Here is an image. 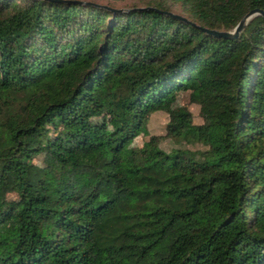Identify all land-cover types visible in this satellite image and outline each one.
I'll use <instances>...</instances> for the list:
<instances>
[{"label": "trees", "instance_id": "16d2710c", "mask_svg": "<svg viewBox=\"0 0 264 264\" xmlns=\"http://www.w3.org/2000/svg\"><path fill=\"white\" fill-rule=\"evenodd\" d=\"M78 1L0 0V264H264V0Z\"/></svg>", "mask_w": 264, "mask_h": 264}, {"label": "rangeland", "instance_id": "374dc122", "mask_svg": "<svg viewBox=\"0 0 264 264\" xmlns=\"http://www.w3.org/2000/svg\"><path fill=\"white\" fill-rule=\"evenodd\" d=\"M83 1H87V0H83ZM88 1H94V2H98L100 4L103 5H113L114 7H118V8H125V6H127L129 4V1H122V2H112L110 0H88ZM177 12H179L177 10ZM189 91H181L179 93L176 94L175 98L172 99L171 104L168 108V111H172L174 108L184 105L186 103L189 102ZM193 115H194V120L195 122H199L201 120L200 115H199V110L198 107L196 105H191L190 106ZM168 121V114L166 111H157L156 113H153L148 120L147 123V127L148 130L151 134H157V135H162L164 134V128L166 125V122ZM112 132V128H109L108 134H110ZM142 144V136H139L138 138H136L133 142H131L130 145L133 146H139ZM165 145V147H169L170 144L167 141H164L163 143ZM47 155H41L36 162L38 163H44L47 161ZM5 228H3L4 230Z\"/></svg>", "mask_w": 264, "mask_h": 264}, {"label": "water", "instance_id": "95a60500", "mask_svg": "<svg viewBox=\"0 0 264 264\" xmlns=\"http://www.w3.org/2000/svg\"><path fill=\"white\" fill-rule=\"evenodd\" d=\"M79 3H82V4H95V3H92V2H88V1H83V0H80L78 1ZM96 5H99V6H103L105 8H108V9H111V10H127V9H114V8H110L108 7L107 5H101V4H96ZM136 10H141L142 8H135ZM168 14H172V13H169ZM256 15H261L264 17V10L263 9H253L251 10L249 13H247L240 21L239 23L232 29V30H223V31H218V30H215V29H209V28H202L205 32L209 33V34H212L214 36H217V37H224V38H237L239 37L240 33L246 28L247 24L253 19L254 16ZM177 18H180V19H184L183 17L179 16V15H175Z\"/></svg>", "mask_w": 264, "mask_h": 264}]
</instances>
